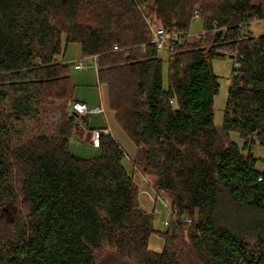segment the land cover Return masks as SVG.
Returning a JSON list of instances; mask_svg holds the SVG:
<instances>
[{
  "label": "trees",
  "instance_id": "16d2710c",
  "mask_svg": "<svg viewBox=\"0 0 264 264\" xmlns=\"http://www.w3.org/2000/svg\"><path fill=\"white\" fill-rule=\"evenodd\" d=\"M195 12L204 33L172 44L165 85L146 19L187 34ZM257 21L264 25V0H0V205L27 210L7 239L0 209V264H185L186 250L199 264H264V172L253 153L264 147V35L248 31ZM69 44L96 57L98 83L137 147L135 168L177 211L181 221L165 233L139 206L110 134L95 159L71 153L74 64L58 60ZM227 56L217 128L213 62ZM40 108L55 117L53 132L27 128ZM154 233L161 252L149 249ZM105 246L114 252L98 257Z\"/></svg>",
  "mask_w": 264,
  "mask_h": 264
},
{
  "label": "rangeland",
  "instance_id": "374dc122",
  "mask_svg": "<svg viewBox=\"0 0 264 264\" xmlns=\"http://www.w3.org/2000/svg\"><path fill=\"white\" fill-rule=\"evenodd\" d=\"M261 0H254L255 3H259ZM204 24L203 21L193 20L189 34L191 37L198 36L203 33ZM248 31L252 32L251 34L255 37H259L264 35V25L261 22H253L252 25L248 28ZM159 57L163 60V74H164V84L167 85L169 78V57L170 54L168 51L160 50ZM59 61L67 64L76 63L78 61H83L84 69L79 70L75 68V64L70 67V76L73 85L75 86V99L88 103L90 109L95 107L102 108L103 105H107V91L104 85L98 83L97 72L94 68L93 60L90 58H83L82 50L79 44H69L66 48H64V55L58 58ZM213 70L215 75L218 77V83L220 85L219 93L215 97L214 102V124L217 128H221L224 123V114L227 105L228 91L230 87V79L232 77L233 70V60L227 56L224 60H216L213 62ZM102 99V101H101ZM7 109L10 111L9 103H6ZM41 111L38 113V117L33 119L32 122H27V128L29 130L34 131V133H39V130L45 131L48 127L47 131L53 132V123L55 121V117L49 114V117H45V109L40 108ZM47 111V110H46ZM57 115V113H55ZM110 115V114H109ZM58 116V115H57ZM87 118V117H86ZM85 118V119H86ZM90 122L98 126L100 124H104L105 118L104 113L101 112L99 114H91L89 117ZM57 119V117H56ZM84 119V120H85ZM82 127V126H81ZM80 127V128H81ZM78 128V129H80ZM86 128V126H85ZM77 129V130H78ZM74 135V134H73ZM230 140L234 143L243 145L244 141L240 138L239 134L236 132L230 133ZM92 143V137L90 139ZM123 145V144H122ZM136 148L130 141L126 142V145L122 146V149L126 152V159L124 161V165L128 172L133 171V167L130 164L129 157L132 158L130 154V148ZM70 151L73 155L82 158V159H95L100 156L101 151L99 148L95 147L90 143H86L82 140L75 138L74 136L70 138ZM253 153L256 158H258L259 162L257 164V169L264 172V147L255 146L253 148ZM134 174V173H133ZM146 180L143 179V176L138 174L135 176L136 182L138 184V204L139 206L146 212L154 214V228L160 233H165L168 229V226L165 224V221H169V223L174 221H181L179 216L168 212L164 207V203L166 202L170 208L173 210L170 200L156 193L153 190V179L152 177L145 176ZM146 182V183H145ZM149 191H145V190ZM141 191L145 193L147 200H144L143 203L150 209L143 208V203L140 201ZM151 192V193H150ZM152 202L154 204L152 205ZM163 202V203H162ZM0 205V209L2 210L3 216V230L5 237L8 238L10 234L18 228V226H23L25 216L27 214L26 208H24L23 204L20 201H17L16 204L10 205ZM188 216H185L187 218ZM190 220L191 218L188 217ZM186 223H191L190 221H184ZM184 242L188 243V236L185 234ZM164 248V240L161 235L158 233H154L149 241V249L154 252H161ZM114 250L111 247L105 246L98 254L99 256H108ZM186 262L185 264H199L195 255L193 253H189L186 250Z\"/></svg>",
  "mask_w": 264,
  "mask_h": 264
},
{
  "label": "built area",
  "instance_id": "2783aa9c",
  "mask_svg": "<svg viewBox=\"0 0 264 264\" xmlns=\"http://www.w3.org/2000/svg\"><path fill=\"white\" fill-rule=\"evenodd\" d=\"M193 19L194 20H200L201 19L198 12L194 13ZM146 22L149 25L151 33H152L151 44L155 45L159 51L165 50V51L170 52V50L172 49V44H174V43L181 44L185 40H187L189 37H191V35L189 33H187V34H182V33H178V32L168 33L162 27H159L158 25L154 24L152 22V20L149 18L146 19ZM203 33H204V31H203ZM115 49H117V48H115ZM92 60L94 63V68L97 72L96 57H93ZM73 64H75L76 69L82 70L85 68V66L83 65V61H81V60L76 62V63H73ZM71 110L76 116V123L74 125L75 130H77L78 128H80L82 126L84 119L86 117H88L89 114H99L101 112L105 113L104 109L101 107H95V108L90 109L86 103H83L80 101L74 102L71 106ZM107 133L108 132L105 130H99V129L93 130L92 131V143L91 144L97 148H100L101 136L102 135H108ZM164 207L167 209V211L169 213L171 212L172 215L175 214L176 216H178L177 211L176 210H170V208L166 202L164 203ZM182 219L184 221H190L188 218L182 217ZM165 224L167 226H169L170 223H169V221H165Z\"/></svg>",
  "mask_w": 264,
  "mask_h": 264
},
{
  "label": "crops",
  "instance_id": "0c3cea01",
  "mask_svg": "<svg viewBox=\"0 0 264 264\" xmlns=\"http://www.w3.org/2000/svg\"><path fill=\"white\" fill-rule=\"evenodd\" d=\"M106 91H107V105L104 106L103 102H102V108L105 111V113H104V118H105L104 124L103 125L100 124L98 126L93 125L90 122L89 118H88L91 115V114H89L88 117L83 121L82 127L80 129H78L79 131L78 130L74 131V135L73 136L75 138L79 139V140H82V141H84L86 143H90L91 144L90 139L92 137V131L95 130V129H99V130L103 129V130L108 132L107 134H110L112 136V138L120 145L121 148H122V146L126 145L127 141H130L136 147V145L130 140V138L127 136V134L122 130V128L118 124V122L116 120L115 112H113L110 109L109 93H108L107 87H106ZM77 101H79V100H77ZM101 101H102V99H101ZM84 103H86V102H84ZM86 104L88 105V103H86ZM85 126H86V128H85ZM124 153L126 154L125 151H124ZM130 154H131L132 158L129 157V161H130L131 166L133 167V171L131 173H134V177L137 176L138 174L142 175L139 172V170H137V168H135V166L133 164V162L135 161L136 156H137V147L136 148H133V147L130 148ZM142 176H143V179L146 180L145 176L144 175H142ZM145 191H149V190L146 189ZM145 195L146 194L143 193V191H141V194H140L141 203H143L144 200H147ZM153 204H154V202H152V205ZM143 205H144L143 208H145L147 210L150 209L144 203H143Z\"/></svg>",
  "mask_w": 264,
  "mask_h": 264
},
{
  "label": "bare ground",
  "instance_id": "6f19581e",
  "mask_svg": "<svg viewBox=\"0 0 264 264\" xmlns=\"http://www.w3.org/2000/svg\"><path fill=\"white\" fill-rule=\"evenodd\" d=\"M78 131H79V130H78ZM78 131H77V132H78Z\"/></svg>",
  "mask_w": 264,
  "mask_h": 264
}]
</instances>
